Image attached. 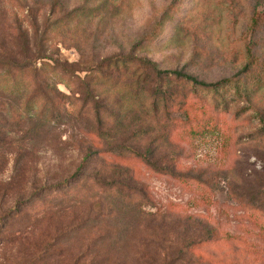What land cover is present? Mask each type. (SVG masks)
<instances>
[{"label":"rangeland","instance_id":"1","mask_svg":"<svg viewBox=\"0 0 264 264\" xmlns=\"http://www.w3.org/2000/svg\"><path fill=\"white\" fill-rule=\"evenodd\" d=\"M78 7L83 9L74 19L49 28ZM5 52L21 61L29 54L38 67L53 64L43 56L67 61L72 87L84 80L103 104L116 98L129 104L131 69L100 63L132 54L205 82L239 76L248 52L264 62V0H0V54ZM48 73L44 69L40 77ZM58 87L70 95L61 104V120L5 128L0 264H169L189 242L179 264H264V139L254 124L242 122L264 110V88L241 116L237 110L248 102L231 104L216 134H184L177 120L170 128L173 146L154 155L157 161L167 154L159 164L171 159L169 169L183 175L175 177L153 171L128 150L147 151L153 136L135 135L138 112L123 114L116 130L102 129L99 136L94 112H73L86 89ZM196 96L212 106L210 95ZM0 100L1 107L6 98ZM115 105L114 112L122 106ZM89 149L99 153L81 169ZM109 165L126 168L128 176L109 174ZM81 171L92 181H79ZM97 180L117 181L119 188L104 191ZM43 186L50 193L40 208L35 199ZM131 188L143 189L147 199L131 196ZM18 208H24L22 218L4 231Z\"/></svg>","mask_w":264,"mask_h":264},{"label":"trees","instance_id":"2","mask_svg":"<svg viewBox=\"0 0 264 264\" xmlns=\"http://www.w3.org/2000/svg\"><path fill=\"white\" fill-rule=\"evenodd\" d=\"M82 9L78 7L66 14V16L59 17L49 24V28L52 29L53 26H58L64 20H69L71 15H73L72 18L74 19L80 14ZM33 20L37 22V17L34 16ZM253 21L256 24L259 18H255ZM16 28L21 30L19 27ZM49 28L47 27V29ZM21 35L24 46L29 48L30 38L23 33ZM11 55L12 53L8 52H5L4 55L0 54V96L6 98V101H2L0 107V146L4 141L5 128L11 123L15 122L17 125L22 121L37 120L51 126L56 120H61L63 116L61 104L65 99L70 98L69 94L64 93L58 87L59 83H63L75 93H77L75 89H86L84 90L86 92L79 91L80 94H83V104L73 112L78 115L83 114L86 112V108L89 113L94 112V122L97 124L98 132H101L98 133L99 136L102 134V129H105L108 134L112 130H116L113 126H116L115 124L120 125L119 121L123 114L138 112L140 114V116H137L139 129L134 131L135 135L152 134L153 136L147 151L139 152L134 147H130L128 150L143 159L153 171L167 173L175 177H182L183 175L176 173L173 169H169V166H171L169 161L171 159L167 161L165 166L159 164L160 161L164 162L167 154L160 157L157 161L154 160V155L161 152L165 148L164 146H173L171 143V126L177 120H180L182 131H185L184 134L202 135L207 132L216 134V131L221 127V119L225 118L222 115L226 114L231 104L239 103L242 100L248 102V106L240 107L237 110V114L241 116L244 114V108L254 106L256 94L264 88V62H261V58L256 57L252 52H248L247 62L239 76L225 78L217 82H205L180 70H160L155 61L147 57L131 54L124 58H110L106 60V65L104 63L99 64L100 67L127 66L132 71L129 77L131 82L128 84V89L132 95L129 104L126 103L127 100L123 103L119 98H116L115 102L107 100L106 104H103L100 102L98 95H101L97 89L89 87L84 80L72 87L70 75L74 72L67 61L64 62L59 58L53 59L50 56H43L51 60L53 64L46 63L43 67H38L31 64L29 54L24 55V58L27 59L23 61H21L18 54ZM44 69L46 73L50 72V74L48 73L46 77L41 78L40 75L44 73ZM188 87L191 90L188 91ZM230 92H233L232 98H229ZM194 93L198 96H203L205 100H207L205 95H210L211 97L208 101L212 103V106L200 101ZM78 99L81 100L80 98ZM118 103L122 106L114 112L112 105H117ZM216 109L220 111L216 113ZM255 111L259 114L258 117H255L256 115L249 116L243 118L242 122L251 126L254 124V132L259 138L264 139V110ZM256 119L258 120L257 122H255ZM122 122L124 120L121 121V124ZM231 129L233 130V124L230 127ZM223 133L229 140L232 139L228 129L223 127ZM181 136L185 138L186 135ZM98 153V150L89 149L80 168H88L92 159ZM106 169L109 174L115 171L118 176H128L126 168L109 165L106 166ZM102 176H104V173ZM92 178L86 175L85 171H81L79 174V181H89ZM96 182L104 191L117 192L116 189L119 188L117 181H102L101 183L97 180ZM130 191L131 196H140L142 199H147L143 189L131 188ZM48 193H50L49 190H45L44 186L38 190L35 201L37 205L41 206L40 208L46 206L45 204L48 201L45 196ZM23 211L24 208L15 209L14 214L12 213L7 217L3 230L7 231L10 222L22 218ZM189 244L169 264H179L184 255L187 256L190 248ZM191 245H195V243L193 242ZM192 258H190L188 263L192 262Z\"/></svg>","mask_w":264,"mask_h":264}]
</instances>
